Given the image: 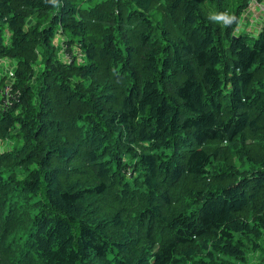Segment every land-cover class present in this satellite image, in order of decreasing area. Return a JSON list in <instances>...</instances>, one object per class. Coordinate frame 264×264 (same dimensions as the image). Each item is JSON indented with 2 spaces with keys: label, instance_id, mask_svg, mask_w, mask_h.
Returning <instances> with one entry per match:
<instances>
[{
  "label": "trees",
  "instance_id": "1",
  "mask_svg": "<svg viewBox=\"0 0 264 264\" xmlns=\"http://www.w3.org/2000/svg\"><path fill=\"white\" fill-rule=\"evenodd\" d=\"M248 6L0 0V264H264Z\"/></svg>",
  "mask_w": 264,
  "mask_h": 264
},
{
  "label": "crops",
  "instance_id": "2",
  "mask_svg": "<svg viewBox=\"0 0 264 264\" xmlns=\"http://www.w3.org/2000/svg\"><path fill=\"white\" fill-rule=\"evenodd\" d=\"M264 25V0L249 3L242 13L238 30L250 35H257Z\"/></svg>",
  "mask_w": 264,
  "mask_h": 264
},
{
  "label": "rangeland",
  "instance_id": "3",
  "mask_svg": "<svg viewBox=\"0 0 264 264\" xmlns=\"http://www.w3.org/2000/svg\"><path fill=\"white\" fill-rule=\"evenodd\" d=\"M236 32H239V30L236 29ZM13 65H14L13 62L0 61V83H2V84L3 83H6V86L4 88H6V90H7L8 93H11L10 92V86H9V84L11 85V81H9V80L6 81V80L9 79V76H11L12 73H13V68H14ZM12 94L14 95V93H12ZM0 105L2 106V108H6L3 105L2 102H0ZM12 145H13V143L9 139L4 140L3 142H0V152H3L5 150H10L11 147H12ZM14 176L16 178H18V179H21L23 177V173L21 172V170H16L14 172ZM250 258H251V259H249L250 263L254 264L255 263L254 261H257L258 262V259L260 257H259V255L257 253H254V256L250 255Z\"/></svg>",
  "mask_w": 264,
  "mask_h": 264
},
{
  "label": "built area",
  "instance_id": "4",
  "mask_svg": "<svg viewBox=\"0 0 264 264\" xmlns=\"http://www.w3.org/2000/svg\"><path fill=\"white\" fill-rule=\"evenodd\" d=\"M249 3H256V0H249ZM9 86H10L11 93H8L6 88H3V91H2V92H5V96L2 98V103L6 108L12 105L16 101L15 94L13 95L11 91V85L9 84Z\"/></svg>",
  "mask_w": 264,
  "mask_h": 264
},
{
  "label": "bare ground",
  "instance_id": "5",
  "mask_svg": "<svg viewBox=\"0 0 264 264\" xmlns=\"http://www.w3.org/2000/svg\"><path fill=\"white\" fill-rule=\"evenodd\" d=\"M5 96V92H1V97L3 98ZM2 108V106H1Z\"/></svg>",
  "mask_w": 264,
  "mask_h": 264
}]
</instances>
